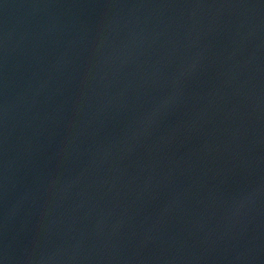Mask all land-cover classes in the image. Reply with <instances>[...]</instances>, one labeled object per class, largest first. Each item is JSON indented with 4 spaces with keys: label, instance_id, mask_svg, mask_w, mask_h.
<instances>
[{
    "label": "water",
    "instance_id": "obj_1",
    "mask_svg": "<svg viewBox=\"0 0 264 264\" xmlns=\"http://www.w3.org/2000/svg\"><path fill=\"white\" fill-rule=\"evenodd\" d=\"M0 264H264V0H0Z\"/></svg>",
    "mask_w": 264,
    "mask_h": 264
}]
</instances>
